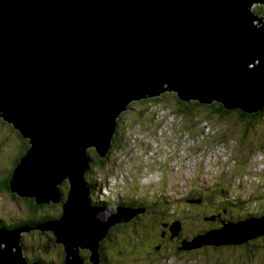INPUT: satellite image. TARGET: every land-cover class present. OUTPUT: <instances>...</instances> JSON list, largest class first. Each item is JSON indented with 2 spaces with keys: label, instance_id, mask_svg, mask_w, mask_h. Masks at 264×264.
Masks as SVG:
<instances>
[{
  "label": "water",
  "instance_id": "95a60500",
  "mask_svg": "<svg viewBox=\"0 0 264 264\" xmlns=\"http://www.w3.org/2000/svg\"><path fill=\"white\" fill-rule=\"evenodd\" d=\"M257 3L264 0H0V116L29 142L10 189L39 204L63 201L59 217L0 224V264H42L24 254L22 237L32 228L53 231L64 264H86L79 247L101 264L99 241L145 211L92 203L85 178L88 149L106 156L132 102L170 90L182 101H218L247 113L263 107ZM180 229L174 221L171 236ZM263 235L264 215L251 216L179 248L241 245Z\"/></svg>",
  "mask_w": 264,
  "mask_h": 264
},
{
  "label": "trees",
  "instance_id": "16d2710c",
  "mask_svg": "<svg viewBox=\"0 0 264 264\" xmlns=\"http://www.w3.org/2000/svg\"><path fill=\"white\" fill-rule=\"evenodd\" d=\"M264 5H257L256 7H260V8H264ZM257 8V9H258ZM256 11V10H255ZM170 93V92H168ZM173 93V92H172ZM173 95L175 96V107H169L167 106L166 108L170 109V111H174L175 113L179 114V116L182 118L184 117H191L193 116V112L194 109L193 107L195 105H200L202 107L207 108L212 115H216L218 118L220 119H225V117L227 116L228 113L233 112L234 115H236L239 120L242 121H238L239 123L244 125V130L243 132H240V137H241V141L242 138H245L247 141L248 138L247 136V132L253 131L254 132V124H261L262 122L259 120L262 117V113H264V107L263 109H261L260 111L257 112H253V113H247L245 111H243L241 108H232V109H227L224 107V105L221 102L218 101H213L212 103H200L198 101H182L181 99L178 98L177 94L174 92ZM163 94L160 96H155L152 98L149 97H145L142 98L140 100L134 101L132 102L130 105H135V107H141L143 104H146V106H154V105H160L158 102L161 100L163 101ZM154 104H153V103ZM194 105V106H192ZM165 106V105H164ZM157 111V110H156ZM126 113V111L122 112L121 115H124ZM158 113V111H157ZM120 115V117H121ZM126 115V114H125ZM128 115V114H127ZM119 117V118H120ZM3 119V118H2ZM185 120V119H184ZM259 120V121H258ZM3 122V121H2ZM163 121H159L158 124H156L154 122V126L152 125V121H147L144 124H151V127H145V131H147V135L148 136H154L157 137V129L160 127L159 124H161ZM178 121H176L175 123H177ZM182 122V121H180ZM186 121L182 122V127H181V131L185 132L188 129H191L193 124L189 127L186 126ZM191 122V121H189ZM203 122H208L209 124V128H211V132L213 134H208L207 137H209L208 140L205 141V147H202L199 151L201 152V154L198 156L199 152H196L195 156V152H185L184 155L187 156L188 158L191 156H194V167L192 169V171L195 173H192L191 176H195L196 178H200V176L203 174L201 173V169L205 168L203 159L205 157V152L208 148V145L215 140V142H220V143H226V140H228L229 135L231 134L228 131V128H231V126L226 125L227 129H222L221 127H218V122H214L208 120V118H205ZM213 124V125H212ZM137 126L141 127V124L137 123ZM120 128V126H119ZM257 128V127H256ZM118 129V127H117ZM174 129V127H173ZM180 129V126L177 127L174 131V133L176 134L177 131ZM121 130V129H120ZM203 128L202 127H198L197 129V134L202 132ZM123 133H126V138H124ZM18 134V133H17ZM196 133H192V129H191V133L187 134V136L190 137H195L197 135ZM239 134V133H238ZM181 134L176 135V138L178 139L180 137ZM18 136L22 139V144L19 148H17L15 151H13L11 154V156L13 157V159L11 160V165L9 167H7V162L5 161H1L0 162V168L6 169V172L0 173V194H5L8 195L11 200L16 201V204L18 205V207L20 208L18 214H22L21 215V219L18 218V216H14L11 213L9 216V218L7 216H5L4 214L6 213L7 209L5 206V203L2 199H0V224L3 225H7V226H15V225H23V224H28V225H36L46 219H50V218H56L59 217L60 214L62 213V202H48V203H38L35 198H31V197H20L18 196L16 193L12 192L10 189V180L12 177V173L13 170L15 168V166L17 165V163L20 160V157L22 155H24V153L26 152V150L29 147V142L28 139L25 137H22V135L18 134ZM118 137V138H117ZM239 137V138H240ZM125 139V140H123ZM195 140V139H194ZM120 141V142H118ZM121 141H123L121 143ZM131 138L130 135L127 132H122L118 133V130L116 131V134L114 135L113 141L111 142V147L109 150V153L111 152V154L113 153V159L111 158L110 161L108 162V166H109V170H107V163L106 160L109 157V153L105 156V158H101L98 153L96 152L95 148H89V153L92 160L89 164V173H92V176H90V179H94V181H88V184L92 187L91 192L95 194V191L97 190V188H99L101 186V182L97 184V182L95 181L94 175L93 173H98L101 176L100 177H105L108 175H113L114 180L111 183L110 187L105 188V191L102 192L101 188L98 189V194L97 195H101L99 199L96 195H95V199L94 196L90 195V199L92 203L98 204V205H109V206H114V205H121V206H132L134 208H144L145 211H143L142 213L146 212L147 210H149V212H151L154 216L159 214L160 216L153 220H156L153 222V224H150L147 226V223L144 225V229H140L139 231H136L131 229H126L130 226H134V224H138L141 220V214H139V216H137L136 218H133L131 221L129 222H124V223H119L116 224L114 227H112V229L114 230H123L126 229L125 231H123L120 234H116L115 238H113L111 241L107 242V243H111L113 246L110 249H118L119 254L123 255L125 253L131 254V255H137L139 256L141 253H148L150 252L149 250H147V243L152 240H159L158 242H156L155 244H152L151 248L153 249L154 252H157L159 254H164L168 249H173L175 250L176 253L183 255H193L191 258L193 262L197 263L198 261L197 258L199 255H203L205 256L208 260H206V262L212 263V264H229V262H226L224 259H222L221 257L217 258L215 256H218L219 253L221 251L225 252L227 255H232L234 256L237 262H239L240 264L245 263L246 261H251V257L254 254V251L256 248V243L251 245L253 242V240H260V247L258 248L259 251H263L264 250V235L257 237L255 239H252V241H248L244 244L241 245H204L200 248H198L196 251L194 249L189 250H184V249H180L179 246L181 245V239L184 238L183 236H185L188 239H191L193 236L201 234L203 232H206L210 229L213 228H218L221 227L223 225V223L227 222V221H236L237 219H235V217H231L229 215H223L222 214V207L224 206L225 208H228L229 210H231L232 212H234L236 214V218H245L247 216H252V210H254L255 214L260 215L262 214V212H259L257 209H255L254 207L257 204V200L260 198H263L262 193H260L259 195L254 196V193L249 194V193H243L242 192V188H241V183L235 182L233 180V178L236 175L235 172H231V173H226L230 176L229 179H225V177L223 175H220V178H217L216 181L218 179H223L226 180V182L229 185H225V184H217L216 182H211L209 180L210 185H208L205 189H200L198 192L200 194V196H207L208 195V199L210 200V202L213 203V207L210 209L209 212H205L204 214H200V221L198 223L197 220H192L194 221V223H196V229L192 230V232L187 233L186 235L184 234L183 236L181 235H177V236H171V230H170V224H171V218L173 215H177L181 217V214L183 215L184 219H189V217H191L190 210H186L183 211L182 213L181 210H178L177 213L176 212V207L178 206L175 201L172 203L173 201V197L171 196H167L164 195L163 192L161 190H156L153 189V187H151V183L149 180V172L151 171L148 170V165L150 164V161L153 162L154 161V157L155 155L152 156H147L145 157V153L148 152L151 147H148V150L144 151L142 150V155H140L139 160H138V166L137 168H134V174L133 175H123V179L121 181V177L119 174V167L121 166L123 169V166L119 163V158L121 156V153H130L133 151V145L130 144ZM118 142V144H117ZM156 143V140L154 141ZM169 142V141H168ZM135 144L137 145V149L141 150L143 148V146H146V142L145 140H142L141 138H138V141L135 142ZM240 144V141H239ZM241 145V144H240ZM243 146V144H242ZM243 149H246L245 147H243ZM252 150V147L249 148ZM158 151V150H156ZM159 152V151H158ZM175 153L174 156L178 155V153L173 150L171 151V155L168 156L167 158L170 159L174 156H172ZM242 153V152H241ZM9 154V155H10ZM16 154V155H14ZM230 158L234 163L235 167H239L240 170H242V175L245 173V169L247 168L248 170H250L249 172L251 173L252 176H255L258 179H264V173L262 171H256L254 168V164L252 163V168H250L249 166H246L245 162H241L242 160H239V155L236 154L235 149L231 152ZM105 165H106V169H105ZM120 167V168H121ZM158 168H155L153 170H164L162 168H166L165 164L162 166L161 164L157 165ZM216 168V170H219L220 166H216L213 167ZM146 169V170H144ZM88 174V173H87ZM248 176V175H247ZM117 177V178H116ZM120 179V181H119ZM124 182V183H123ZM142 183H147L151 189L149 190H144L141 192V187L140 185ZM237 183V184H236ZM240 184V185H238ZM261 186L264 187V182L260 183ZM61 190L63 191V200L64 197L66 196L67 190L69 188V181L68 179H64L63 182L61 184H59ZM148 189V188H147ZM231 193V196H227V194ZM241 192V193H240ZM139 193V194H138ZM233 194L237 195H242V199L239 200V203L236 202V200H233L231 198H235L236 196H232ZM199 196V197H200ZM193 198H197V197H193ZM241 198V197H240ZM238 200V199H237ZM261 201L264 202V199H261ZM23 203V204H22ZM143 203H147L146 205H144ZM151 203V204H150ZM264 204V203H263ZM148 205H154L155 208L152 209L150 208ZM239 206V211L236 208H233L231 206ZM5 208H3V207ZM47 210L44 214H41V210L44 209ZM51 209V210H50ZM50 210V212H49ZM8 212V211H7ZM264 212V210H263ZM40 213V214H39ZM187 213V214H186ZM218 213H220V216H218ZM264 214V213H263ZM198 215V214H196ZM211 215V216H210ZM215 216V224L210 225V224H206V223H210L209 220H213L214 216ZM213 216V218H212ZM17 217L16 220H14ZM20 219V220H18ZM195 219V218H194ZM181 221V220H180ZM219 221V222H218ZM218 225L217 227H215V225ZM158 226H160L159 229ZM146 227H150L151 231H146ZM157 227V228H156ZM34 232H33V231ZM31 231L34 234H37L40 238H42V236H44V233H48V234H52L53 235V240L49 243H46L44 241H40L37 243V247L42 246L43 248L40 249L42 250L44 253H47L50 251V248L53 252V254H51V257L53 259H47V260H51V261H47L48 264H64V250L62 248V245L60 243H58L56 241V237L53 233L52 230H48L47 232H44L40 229L37 228H32ZM129 231V232H128ZM124 233V234H123ZM162 233V234H161ZM193 233V234H192ZM30 234V233H29ZM154 234H159L157 237L154 236ZM25 234H23L24 237ZM181 236V237H180ZM22 237V239L24 240V238ZM150 239V240H149ZM170 239L172 240H176L177 244H170ZM169 242V243H168ZM105 243L103 246H101V258H103L105 261H107V252H110V249L107 250L108 246H106ZM249 243H251L249 246ZM59 247H60V251H59ZM124 249H127L128 251H125ZM234 249H239L240 251H244L243 254H245L246 256L249 257V260H242L241 256L237 255L234 253ZM207 250L209 251H213V254L211 253H207ZM112 252H114L112 250ZM218 253V254H217ZM260 253V252H259ZM25 255H27L25 253ZM31 258V257H30ZM44 260H46V258H43ZM42 262V260H41Z\"/></svg>",
  "mask_w": 264,
  "mask_h": 264
},
{
  "label": "rangeland",
  "instance_id": "374dc122",
  "mask_svg": "<svg viewBox=\"0 0 264 264\" xmlns=\"http://www.w3.org/2000/svg\"><path fill=\"white\" fill-rule=\"evenodd\" d=\"M258 4L263 5L264 3H258ZM257 8L258 7H252L251 10L253 11V13L257 15V17L261 16V21L264 22V8H260V7L258 9ZM254 21L257 24L261 23L260 21L257 22V19ZM172 92L173 91L169 90L163 93V98H162L163 101L160 100L158 102L160 105H154L151 107L146 106V104H143L141 107H135V105L133 107V105H129V108L125 110L126 115L125 114L121 115V117L118 119L119 124L116 125L118 127V132L120 133L130 132L132 133L133 136H139L142 140H145L146 142V146L144 145L141 150L137 149L136 146L133 145V151L131 153V156L126 157L125 159L121 153L119 160L122 162V166L126 165L127 168L131 166L133 168H137L138 160H139L140 154H142V150L146 151L148 150V147H151V149L145 153V157H147L148 155L149 156L155 155L154 161L153 162L150 161V164L148 165V170H150V168L153 167L151 171L149 172V180H150L149 183H151L150 186L153 187V189L161 190L164 195L173 197L174 199L172 203L175 201V203L178 205L176 207V212L178 210H181L180 213H182L183 211H186V206H187L186 204L188 203L187 202L188 199H191V197H199L200 194L198 191L200 189L203 190L208 185H210L209 177L207 174L203 176L201 175L200 178H196L195 176H190L191 171L190 169H188V167L195 165V164H192L195 158H193L194 156H191L188 158L187 156L184 155L186 151L187 152L198 151L200 154L201 152L199 150L202 147H205L204 145L205 141L209 139L207 135L209 133L213 134L211 132V128H209L208 122H203L205 118H208V120L211 119V121L218 122V127H221L222 129L223 128L227 129L226 125L231 126V128H228V131L231 134L229 135L228 140H226V143L215 142V140H213L208 145V148L205 149L206 152L208 153L203 159V162L207 163L205 164L204 169L208 167V163H209L208 161L213 160V158L215 157V154H219L221 157L227 158V156L231 155V152L235 149L236 154L239 155V160H242L241 162H245L246 166H249L250 168H252L251 164L253 163L255 164L254 169L256 171L261 170L264 173V168L263 170L260 168V162H259V160L261 159L264 165V113H262V117L259 119L261 122L262 121L263 122L261 124H254V127H253L255 128L254 132L253 131H251V133L247 132L246 137L250 141H247L245 138H242V141H241L240 132H243L244 125L238 122L242 120H239V118L236 115H234L233 112L228 113L225 119H220L216 115H212L211 112L207 108L202 107L200 105H195V106L192 105L194 106L193 116H191L190 118L189 117L181 118L179 114L175 113L174 111H170V109L166 108L167 106L171 108L175 107V102H174L175 96L173 95L174 92L173 93ZM149 98H152V97H149ZM192 101H197V100H192ZM263 107H264V102H263ZM263 107L261 109H263ZM156 110L158 111V113ZM2 118L3 117L0 116V162L1 161L7 162V167H9L11 165L10 162L13 159L10 153H12L13 151H15L17 148L21 146L22 139L18 136L19 131L11 124V122H8L7 120H4ZM147 121H152L153 126H154V122L158 124L159 121H163L161 124H159L160 127L157 129V134H156L157 137L147 135V131H145L144 128L151 127V124H144ZM176 121L178 122L175 123ZM180 121L182 122L186 121L185 123L187 127L193 124L191 129H192V133L194 134L195 133L197 134V129L199 126L203 128V131L198 133L195 137L189 138L187 134L191 133V129H188L185 132H182L181 131L182 122ZM137 123L141 124V127L137 126ZM179 126H180V129L175 134L173 130H175ZM123 134H126V133H123ZM179 134L181 135L177 139L176 135H179ZM155 140H156V143L154 142ZM239 141L241 145L239 144ZM131 143L133 144L132 141H130V144ZM243 147H245L246 149H243ZM251 147H252V150L249 149ZM156 150H158L159 152ZM173 150H175L178 153V155L174 156L175 155L174 153L172 155L174 157L168 159L167 157L171 155L170 153ZM113 155H114L113 153L109 154L110 157H108V161H110L111 158L113 159ZM194 155L197 156L196 152ZM103 158H105V156ZM159 164H161L162 166L165 164L166 168H162L164 170H161V169L153 170L155 168H158L157 165ZM120 167H119V171H122V167L121 168ZM127 171L128 173H132L130 170H127ZM3 172H6V169L0 168V173H3ZM210 175L212 177L220 178L214 173H210ZM225 179H229V177L226 176ZM213 181L220 185L225 184L226 182V180L223 181L222 178L218 179L217 181L216 180H213ZM239 182L241 183V188H242L243 193H249L251 192V189H252L253 193H256V195H259L260 193H262V195L264 194V187L260 185L258 186L257 180L251 182L249 179H244L243 181L241 180ZM150 186L147 183H142L140 185L141 192L144 191L145 189L146 190L151 189ZM227 196H231V193L228 192ZM232 196H236V194H233ZM200 197H204V196H200ZM262 197L263 198H260L259 200L264 199V195ZM0 199L4 201L6 209L8 211V212L6 211V213L4 214L5 216L9 218L10 217L9 215L11 213H14L12 215L18 216V218L21 219L22 214L21 213L18 214V212L20 211L19 210L20 208L16 204V201L11 200V198L5 194H0ZM231 199L236 200V202L239 203V200L242 199V195L241 194L237 195L236 199L235 198H231ZM260 202L261 203L259 206V211H263L264 202L263 201H260ZM207 203H210V202L208 201ZM143 204L146 205L147 203H143ZM210 204H213V203H210ZM148 206L152 209L155 208L154 205H148ZM203 206L204 204L191 205L190 211L192 212V209L193 210L198 209V208L201 209L203 208ZM231 207L236 208L239 211V206L234 205ZM46 211L47 210H45V208L42 209L41 214H44ZM228 213L230 214L232 212H228ZM139 214L137 216H139ZM141 215H142L141 220L138 224H134V226H130L126 229H129V230L133 229L137 233V231H139L140 229H144L145 227L144 225L146 223H147V226L149 225V223L153 224V222L156 221L153 219L155 218L158 219V217L160 216L159 214L154 216L151 212H149V210L142 213ZM16 219L17 217L14 220ZM176 220H181V222L183 223L182 230L189 233V231L196 229V224H191V221L197 220L199 222L200 218L188 220V219H184L182 214H181V217L175 214L171 218V224ZM112 227L109 229L106 236L103 237L99 241L100 250H101V246H103L105 243L115 238L116 234H120L126 230V229H123V230L118 231V230L112 229ZM32 231L30 230L24 233L25 234L23 237L24 238L23 240L24 254L26 253L27 256L29 258L31 257L32 259H36L39 261L42 260V264H48L47 261H51V260H47V259H53L51 257V254H53L51 248L48 254L44 253L42 250H40L43 247L42 246L37 247V243L40 241L49 243L53 240V235L44 233V236L40 238L37 234L33 233L34 231L33 232ZM47 231H48L47 229L44 230V232H47ZM146 231L150 232L151 231L150 227H146ZM158 235L159 234H156V235L154 234V236L156 237ZM158 241H159L158 239L150 240L146 244L147 250H149L150 252L141 253L139 256L137 255L134 256L128 253L121 255L119 254L118 249L117 250L110 249L113 245L111 243H107L106 244V246H108L107 250L110 249V252H107V256H106L107 261L101 258L100 263L101 264H208L206 262V260L208 259L203 255H199L196 260L198 262L195 263L193 262L192 259H189L193 255L191 256L186 255V254L180 255L175 252L174 248L168 249L164 254H159L157 252H154L151 246L152 244H155ZM170 241H171L170 244H177L176 240L170 239ZM251 243H249V246L256 243V248H254L255 249L254 254L252 256H249L251 257L252 260L246 261L243 264H264V250L261 252L258 249L260 247V240L256 239V240H253V242ZM195 249H198V248H195ZM112 250L114 252H112ZM124 250L128 251L127 249H124ZM59 251H60V247H59ZM79 253L81 257L84 258V261L86 264H91V262L88 259L90 255V252L88 249L86 248L82 249L79 247ZM207 253L213 254V251L207 250ZM234 253L241 256L243 261L249 260V257L243 254L244 253L243 250L240 251L239 249L237 250L234 249ZM100 257H101V253H100ZM215 257L217 258L221 257L226 262H229V264H240L239 262L236 261L237 258H235L232 255H227L223 251H221L219 255ZM43 258H46V260H44ZM209 264H212V263H209Z\"/></svg>",
  "mask_w": 264,
  "mask_h": 264
},
{
  "label": "clouds",
  "instance_id": "9594fccd",
  "mask_svg": "<svg viewBox=\"0 0 264 264\" xmlns=\"http://www.w3.org/2000/svg\"><path fill=\"white\" fill-rule=\"evenodd\" d=\"M119 122V121H118ZM129 135H130V138H131V141L133 142V144L132 145H135L136 147H137V145L135 144V142H137L138 141V138H140L139 136H133L132 135V133H130V132H127ZM110 150V149H109ZM109 150H108V152H107V154L109 153ZM131 153L132 152H130V153H122V155L124 156V159L126 158V157H129V156H131ZM208 152H205V156H206V154H207ZM106 154V155H107ZM109 154H111V152L109 153ZM143 154V153H142ZM142 154H140V155H142ZM201 154V153H200ZM199 154V155H200ZM110 157V156H109ZM103 158V157H102ZM123 159V160H124ZM213 160L214 161H222V163H225L224 164V166L223 167H221V168H219V170H216V168H213L214 166L212 165V164H208V167L206 168V169H201V173L203 174V175H205V174H207L208 175V177H209V180L213 183L214 181L213 180H216L217 178L216 177H212L211 175H210V173H214L215 175H217L218 177L220 176V175H223L224 177H225V175L226 176H228L229 178H230V176L228 175V174H226V173H231V172H228V171H232L233 169H235V168H237V166L235 167V165H234V163L235 162H233L232 160H231V158H230V155L229 156H227V158L225 157V158H223V157H221L219 154H215V157L213 158ZM106 161H108V159L106 160ZM119 163L122 165V162L121 161H119ZM192 164H195L194 163V160H193V162H192ZM107 170L106 171H108L109 170V166H108V162H107ZM106 165H105V169H106ZM193 167L194 166H191V167H188L189 169H190V171L193 169ZM127 170H130L132 173H128V171ZM134 168L131 166V167H129V168H127L126 166H124L123 167V169H122V171H119V174H120V177H121V181H122V179L124 178L123 177V175H133L134 174ZM89 171H90V169L88 168L87 169V171L85 172V178H86V180L87 181H94V179L92 180V179H90V176H92V173H89ZM88 173V174H87ZM192 173H195V171L193 172V171H191V174ZM191 174H190V176H191ZM93 175H94V178H95V181L97 182V184L98 183H100L101 182V186L99 187V188H101V187H105L106 188V185H107V183H112V181L114 180V178L115 177H113V175H108V176H105V177H100L101 175L100 174H98V173H93ZM117 178V177H116ZM234 179V181L236 182L237 181V178H236V176L233 178ZM119 181H120V179H119ZM238 181H240V180H238ZM124 183V182H123ZM225 185H229L227 182H225ZM259 185V184H258ZM261 186V185H260ZM90 188L92 189V187L90 186ZM99 188H97V190L95 191V194L94 193H92L91 191H90V195L91 196H94V199H95V195L99 198V199H101L100 198V195H97L98 194V189ZM89 195V196H90ZM205 197H208V195L207 196H205ZM107 206H109V205H107ZM252 212V216H260V215H264L263 213L262 214H260V215H257V214H255V212H254V210H252L251 211ZM248 217H251V216H247V217H245V218H248ZM238 219H244V218H238ZM16 226V225H15ZM195 249V248H194ZM191 250V249H190ZM32 259V258H31Z\"/></svg>",
  "mask_w": 264,
  "mask_h": 264
},
{
  "label": "flooded vegetation",
  "instance_id": "af4514ba",
  "mask_svg": "<svg viewBox=\"0 0 264 264\" xmlns=\"http://www.w3.org/2000/svg\"><path fill=\"white\" fill-rule=\"evenodd\" d=\"M210 202V200L208 199V198H206V197H197V198H193V197H191V199H188V203L186 204L187 206H186V210H191V205H200V204H204V206H203V208H201V209H195V210H193L192 209V212L190 213V215H191V217H189V219L188 220H192V219H194V218H200V214H204L205 212H209L210 211V209L214 206L213 204H210V203H212V202H210V203H207V202ZM198 203V204H197ZM223 209H222V214L223 215H229V216H231V217H235V219H238V218H236V214L234 213V212H232V211H229V209L228 208H225L224 206L222 207ZM228 212H232V213H228ZM196 214H198V215H196ZM211 216V215H210ZM214 216V215H213ZM218 216H220V213H218ZM210 221V223H206V224H210V225H213V224H215L216 222H215V216H214V218H213V220H209ZM181 222V221H180ZM219 222V221H218ZM199 223V222H198ZM181 229H180V231L178 232V234L179 235H181V236H183L186 232L185 231H183L182 229H183V223L181 222ZM191 224H196V223H194V222H192L191 221ZM218 225L216 224L215 225V227H217ZM157 228V227H156ZM160 228V226H158V228L157 229H159ZM189 232H192V230L191 231H189ZM162 234V233H161ZM177 234V235H178ZM183 234V235H182ZM193 234V233H192ZM176 235V236H177ZM178 235V236H179ZM180 236V237H181ZM174 237V236H173ZM184 237V236H183ZM184 239H188V238H186V237H184V238H182L181 239V241L182 240H184ZM195 251L197 250V249H194ZM99 251H100V249H99ZM190 251V250H189Z\"/></svg>",
  "mask_w": 264,
  "mask_h": 264
},
{
  "label": "bare ground",
  "instance_id": "6f19581e",
  "mask_svg": "<svg viewBox=\"0 0 264 264\" xmlns=\"http://www.w3.org/2000/svg\"><path fill=\"white\" fill-rule=\"evenodd\" d=\"M158 96H160V95H158ZM119 124V122L117 123V125ZM118 129H117V126L115 127V129H114V134H113V136H112V140H111V142L113 141V138H114V135L116 134V131H117ZM119 133V136H120V132H118ZM124 135V138H126L125 136H126V134H123ZM118 138V137H117ZM123 140H125V139H123ZM121 143H122V141H121ZM167 153V152H166ZM124 166H126V165H123V167ZM111 186V183H107V185H106V188L107 187H110ZM101 190H102V192H104L105 191V187H101ZM101 196V195H100ZM254 196H256V194H254ZM183 235V234H182ZM185 235H186V233H185ZM185 237V236H184Z\"/></svg>",
  "mask_w": 264,
  "mask_h": 264
}]
</instances>
